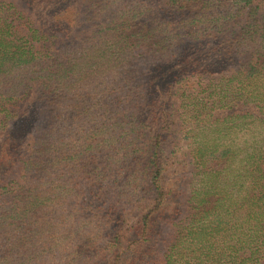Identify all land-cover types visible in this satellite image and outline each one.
Here are the masks:
<instances>
[{
    "label": "trees",
    "instance_id": "obj_1",
    "mask_svg": "<svg viewBox=\"0 0 264 264\" xmlns=\"http://www.w3.org/2000/svg\"><path fill=\"white\" fill-rule=\"evenodd\" d=\"M0 264H264V0H0Z\"/></svg>",
    "mask_w": 264,
    "mask_h": 264
},
{
    "label": "rangeland",
    "instance_id": "obj_2",
    "mask_svg": "<svg viewBox=\"0 0 264 264\" xmlns=\"http://www.w3.org/2000/svg\"><path fill=\"white\" fill-rule=\"evenodd\" d=\"M176 124H178V123H176ZM182 144H183V150H182V151L184 152V151H186V148H185L186 141L183 140V141H182Z\"/></svg>",
    "mask_w": 264,
    "mask_h": 264
}]
</instances>
